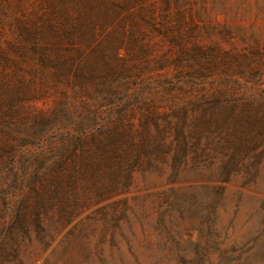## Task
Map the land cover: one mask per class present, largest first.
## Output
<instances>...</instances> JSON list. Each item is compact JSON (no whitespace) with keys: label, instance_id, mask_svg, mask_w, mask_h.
<instances>
[{"label":"rangeland","instance_id":"obj_1","mask_svg":"<svg viewBox=\"0 0 264 264\" xmlns=\"http://www.w3.org/2000/svg\"><path fill=\"white\" fill-rule=\"evenodd\" d=\"M66 96L114 139L21 138ZM10 133L0 225L31 223L0 264H264V0H0Z\"/></svg>","mask_w":264,"mask_h":264},{"label":"trees","instance_id":"obj_2","mask_svg":"<svg viewBox=\"0 0 264 264\" xmlns=\"http://www.w3.org/2000/svg\"><path fill=\"white\" fill-rule=\"evenodd\" d=\"M68 72L66 68H62L59 74L66 75ZM78 75H83V73L78 71ZM98 122L95 110L93 111L88 102L84 101L80 105H76L66 96L64 100L58 102L54 107L48 110H40L39 114L34 117L27 115L19 133L24 134L21 138L32 140L30 143L35 141L39 147L46 146L50 149L55 148L58 155L55 154L62 156L70 149L75 139H79L81 134L86 131H91L90 133L94 135H100V145H106L112 141L114 139V133L111 134L112 128L109 126L110 121L106 119L105 122L103 121L99 125H96ZM53 127V131L49 132ZM18 137L17 134L13 133L6 135V137H0V163L5 162V156L7 154L11 155L16 152V149L11 146V140H15ZM52 137H55L56 141ZM41 149L33 150L29 156L25 157L24 161H30L36 158L37 153L42 151ZM116 155L121 157L120 153H116ZM22 165H25V163H22ZM26 167H28V164L24 166V168ZM22 172V175H19V173L14 171L13 177L16 180L22 181L26 180V178L28 179L27 171L22 169ZM0 177H2L1 179L7 178L6 175H2L1 173ZM35 177V180H37V176ZM3 208L4 210L7 209L6 202ZM29 216V211L19 210L14 214L11 213V217L6 224L3 222L0 225V251L11 248L19 234L27 233L31 223Z\"/></svg>","mask_w":264,"mask_h":264}]
</instances>
